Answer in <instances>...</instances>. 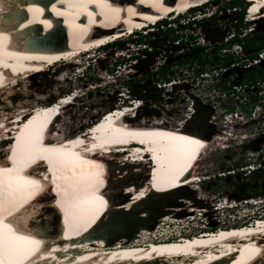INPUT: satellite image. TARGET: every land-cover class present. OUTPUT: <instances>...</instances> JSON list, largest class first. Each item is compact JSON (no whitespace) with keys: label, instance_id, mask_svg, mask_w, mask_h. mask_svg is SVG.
<instances>
[{"label":"bare ground","instance_id":"bare-ground-1","mask_svg":"<svg viewBox=\"0 0 264 264\" xmlns=\"http://www.w3.org/2000/svg\"><path fill=\"white\" fill-rule=\"evenodd\" d=\"M211 1L37 0L36 3L35 0H0V151L5 149L0 153V167H13V149L18 145V137L30 128L40 131L41 154L63 153L69 161L65 167L57 168L50 159H41L38 154L22 165V175L34 173L32 178H39L41 187L37 194L4 203L0 193V221L7 223L9 228L11 222L16 226L18 223L33 228L34 233L21 235L20 232L18 235L40 241L32 253L34 256L29 257L31 264H264V216L247 223L236 220L242 226L227 229H224L227 226H222L223 229L208 231L203 236L191 237L195 235L194 232L190 237L177 235L183 234L178 225H174L175 228L171 230L179 231L175 233L177 237L173 234L175 239L171 238L173 235L163 233L162 229L167 227L168 222H181L188 218L195 220L198 216L206 220H202L203 227L211 226L209 219L214 213L226 210L229 213L232 208L241 206L237 199L230 200L234 192L214 204L216 208L229 201L231 206H238L231 209L228 205L225 206L227 209L224 206L212 209L214 205L197 197L196 187L202 177L193 173L198 171L196 167L206 156L208 140L215 134L211 130L215 110L203 105L198 95L184 90L187 101L191 103L189 118L174 129L163 125L166 121L160 119L162 123L154 122L155 119L151 122L153 124L140 123L138 113L160 110L157 105L145 102L148 99L143 95H147L148 91H141L144 92L142 98H138L140 92L131 89L129 94L132 99L120 104V97L117 96L116 110L108 113L106 120V116H103L87 128L88 131L77 132L73 137L62 135L58 123L64 110L76 108L79 90L71 92L65 100L57 99L55 105L51 106H41V101L33 105L27 103L30 98V86L27 87V83L34 77L50 73L60 65L64 66L63 72L70 65L83 70L89 65L92 56L107 46H114L134 36L157 32V28L164 24L173 26L178 19L172 20L168 16L182 15L192 7L200 11ZM247 1L255 2L247 11L250 17H247L246 23L252 24L263 19L264 0ZM128 18L133 19V22L128 24ZM211 25L213 23L207 24L206 30L209 32ZM102 27L103 34L100 32L99 35L97 32ZM53 28L55 30L50 31ZM35 29L42 32V38L52 34L49 39H55L61 30L66 32V45L57 46L58 43H55L44 48L33 37ZM216 31L223 34L221 29ZM156 43L165 44L161 40ZM130 44L135 46L133 42ZM124 51L129 52L128 49ZM122 52L121 49L118 57L123 56ZM144 62L147 61H141V65ZM136 66L140 68L139 63L132 62L127 74L134 75L131 69ZM162 67L160 65L158 70ZM120 68L117 66V69ZM157 83L168 82L156 81L153 90H164L165 94L171 93L173 96L187 89L184 88L186 84H173L170 92L166 90L169 86L157 88ZM18 99L26 101L17 103ZM130 120L134 122L126 123ZM228 120L227 128H232L237 122L234 116ZM165 134H172L177 139ZM179 137H186L187 140H180ZM161 145H173L179 151L169 155L160 150ZM106 171H116L112 173L110 189L105 188ZM64 176L73 180L83 176L91 182V199L82 201L75 215L61 203L72 198L71 195L66 197L63 191L69 183L63 179ZM3 179V173H0V180ZM240 188H245V185ZM183 190L189 191V200L201 205L200 209L184 211L179 199L176 203L178 208L170 207L177 206L175 203L166 204L161 200L166 194L173 195ZM49 191L53 204L48 205L46 198L36 203L40 196ZM256 201L249 199L244 203L255 207ZM163 204L169 208L163 207ZM253 210L244 216L252 217ZM246 212L244 210V214ZM254 216H260V212ZM3 231V223H0V233ZM178 237L180 240H176ZM257 248L260 251H254ZM0 263L8 264L2 254ZM23 264H28V260L23 261Z\"/></svg>","mask_w":264,"mask_h":264},{"label":"rangeland","instance_id":"rangeland-1","mask_svg":"<svg viewBox=\"0 0 264 264\" xmlns=\"http://www.w3.org/2000/svg\"><path fill=\"white\" fill-rule=\"evenodd\" d=\"M235 1L236 0L212 1L208 6L201 7L202 9L200 11L197 13L195 12L196 14L192 12V14L187 15V20H178L173 26L164 24L162 27L159 26L157 28V32H150L148 35L134 36L129 40L124 39L121 41L124 43L107 46L96 56L94 54L89 62L90 66L88 65L87 67H84L83 70L82 68H80L81 70H77V67L70 65L69 67H65L66 69L64 68L63 72L62 67L64 66L60 65L50 73L36 76L27 83V87L30 86V98L27 100V103L32 105L41 101L43 103L41 106H51L57 99H64L67 95H70L71 92L80 90V97H78V100L76 101V108L64 110L63 116L58 123V128L60 130L62 129V135L66 137H73L77 132L85 133L88 131L87 128L101 120L104 115L116 110V97H120L118 98L120 104L127 99H130L132 96L131 94H128L129 89L130 91L131 89H136L139 92L143 90L148 91V96L146 97L148 100L145 102H149L150 105H157L159 107L160 111L154 110L155 112L150 114L147 112L138 113L139 117L137 119L143 124H153L151 123L153 119H155L154 122L157 120V122H159V119H165L166 123H162L163 125L165 124L168 128L177 129L179 123L187 121L189 118V107L191 103L187 101V95L184 93V90H187L192 94L194 93V95L198 94L197 97L202 101L203 105L214 108L215 115H213V129L211 130H214L215 134L211 135V138L208 140L206 156L200 161L199 167H196V170L198 171H194L193 173L199 174L200 177H209V181L207 183H200L196 187L197 197L214 205L220 203L222 201L221 198L234 192L235 194L230 197V200H232V198L237 199L238 203H240L239 206H241L238 207V209H231L232 206L229 201H226L225 204L219 205L224 207L228 205L227 207L231 209V212L229 211L228 213L226 210L225 212L221 211L214 213V216H211L209 219L211 220L209 221L211 226L207 227H203V221L206 220L201 216H198L199 219L198 217H195V220L188 218V220H182L181 222H168L167 227L162 229L164 230L163 233H168V235H176V230L171 232V230L173 231L175 228L174 225H178L179 228L182 229L179 231H183V234L181 233L177 235H183L184 237H190L192 232H194L195 235L191 237L196 235L203 236V234L208 231L215 232L219 229H223L222 226H227L224 229L242 226L240 225L241 222L247 223L252 221V219H250L251 217L243 219L238 223L236 222L237 219L235 221H229L228 219L230 218L229 216L233 217L232 215H234L236 211L240 212V210L243 209L247 211L244 215L251 214L250 210L253 208L254 211H256V214L260 212V215L263 214L264 216V170L255 172L251 178L249 177V179L243 177V183H234V179L229 178V176L218 177V174L226 173V171L237 167V164L240 161L242 165L247 150L254 151L256 148L255 144L257 139L254 137L257 136L259 137V140L264 141V116L262 115L261 117L260 113V116L255 119L249 117L244 118L245 124L238 120L232 128L225 127L222 123L223 116H221V114L225 115L229 112L246 111V106L244 105L233 106V103H235V97H239V99L243 98L242 96L244 92H241L242 96L232 92L235 88L239 89L240 78H236L235 73L225 75V78H222L228 80L224 81L222 85L216 87L210 85V79L202 80L199 78L200 72L211 73V71L219 67V64L223 63V53L229 54L227 57H235V53L238 54L240 48L241 50L243 49L242 47H236V43L232 40L233 34L239 33L238 36L241 40V45H259L264 42V18L252 24H247L246 21H248V18L246 21L242 20L244 17L243 2L241 4ZM212 14L214 15L212 16ZM202 15H205V17H202ZM197 17H202V20ZM175 18L176 16L172 20ZM195 19L198 21H195ZM126 20L129 22L128 24L133 22V19L131 18ZM209 22L213 23V25H211L212 28H210V32L212 33L206 30ZM240 25H242V27H240ZM215 28L221 29L223 34H220V31L217 33ZM103 31L104 28L102 27L97 33L101 35L100 32L102 33ZM59 35L54 39L57 40V46L62 44V42L59 43V41H61V33ZM65 35L67 37L66 32H64V37ZM158 40L163 41L165 44L156 45ZM130 42H133L132 45L135 46H131ZM172 45L174 47H171ZM176 46L179 47L176 48ZM196 47H202L205 50H202L201 58L195 60L192 58L191 51ZM147 48L148 50H146ZM121 49L123 50V56L118 57V53L121 52ZM126 49H128L130 53L125 52L124 50ZM152 50H155L156 52L154 53ZM247 51L250 52L251 50ZM131 57L133 58L131 59ZM137 57L140 58V60H135ZM215 57L219 59L216 64L213 62ZM130 59L132 61L134 60L135 64L139 63L140 68H137L136 66L131 69L135 72L134 75L127 74V70L133 66L129 67L132 63L129 61ZM144 60L147 62H144L141 65L140 62ZM160 65L163 66L162 68L166 66L167 72H173L171 79H175L177 85L186 84V87L184 88L187 89H183L178 94H174V96L173 94L171 95V93L165 94L166 91L163 92L164 90H153L155 88L154 84L157 79H159V76L152 73L153 71H157ZM117 66H120V69L123 70L116 72ZM61 70L62 72L58 73ZM126 86H128L129 89L125 90L124 88ZM262 86L264 89V85H260L256 91H261ZM166 90H170L171 92V87ZM142 93L144 92L138 94L140 95L138 98H142ZM224 93H227V97L231 101L230 104L227 102L228 100L220 101L218 99H223ZM255 93V90H253L248 94L250 105H247V108L252 105L251 100ZM133 94H135V92H133ZM151 95H155V101H152L154 98H152ZM161 95H163V98ZM215 96L217 97L215 101L216 103L211 101V98ZM18 101L24 103L26 99H18L17 103ZM143 110L144 109H142V112ZM201 118L204 120L203 117ZM133 122L130 120L126 123L132 124ZM242 136H246L249 140H242ZM241 142L244 144L239 145ZM244 147H246L247 150ZM0 153L2 152L0 151ZM105 173V176L107 177V185L102 186L110 189L112 186V173L114 174L116 171L110 173L106 171ZM237 175L239 176V174ZM235 177L236 176H234V178ZM113 181H115V179H113ZM241 185H245L242 192L240 191L241 188L239 189ZM50 193L51 191L47 192L45 195L41 194L42 196H40L36 203H39L46 198L48 205H50L52 203ZM190 198L191 195L189 191L183 190L179 193L176 192V194L173 195L166 194L161 200L166 204L175 203V205H177V199H179L183 204L181 205L183 210L191 211L193 208L200 209L201 205L198 206L196 203H192L193 201L189 200ZM249 199H257V201H261L262 203H257V206L255 207L250 204L246 205L244 202ZM166 204H163V207L169 208ZM170 207L178 208L179 206ZM218 207L215 208L214 205L212 209H218ZM200 212L201 211H199V213ZM237 214L238 212H236L235 215ZM222 220L226 224H224V222L220 223ZM219 225L220 227H218ZM168 226L171 228H168ZM197 227L199 229L195 232ZM174 235L171 237L172 239H175ZM179 238L180 237L176 240H180Z\"/></svg>","mask_w":264,"mask_h":264},{"label":"snow or ice","instance_id":"snow-or-ice-1","mask_svg":"<svg viewBox=\"0 0 264 264\" xmlns=\"http://www.w3.org/2000/svg\"><path fill=\"white\" fill-rule=\"evenodd\" d=\"M172 139V134H165ZM40 131L38 128H30L27 132L18 137V145L13 149L12 163L13 167H0V173H3L4 179L0 180V193L3 195L4 203H11L18 197L30 198L37 194L41 187L39 178L33 179L34 173H28L27 176L22 175L23 167L27 161L34 159L36 155H40L41 159H50L57 167H65L69 161L63 153H50L45 156L40 153L39 149ZM180 140H187L186 137H179ZM160 150L171 155L179 151L173 145H161ZM75 175V173L73 174ZM47 179V177H45ZM64 180L68 181L67 187L63 189L65 196L71 195V199L63 200L62 206L70 211L73 215L79 211V205L82 201L91 199V182L87 178L81 176L73 180L71 177L64 176ZM3 223L4 231L0 233V254L7 258L8 264H23V261L29 257L38 247L40 241L33 240L29 237L15 235L9 228L7 223ZM254 251H260L258 248Z\"/></svg>","mask_w":264,"mask_h":264},{"label":"built area","instance_id":"built-area-1","mask_svg":"<svg viewBox=\"0 0 264 264\" xmlns=\"http://www.w3.org/2000/svg\"><path fill=\"white\" fill-rule=\"evenodd\" d=\"M240 48V47H238ZM245 50H239V53H235V57L234 56H228L231 57L233 59V63L230 64L229 66L225 65V60L227 59V53H223L222 56V60L224 59V61H222V64H219V67L217 69H214L213 71H211V73H202L200 72L199 74V78H201L202 80H208L210 79V85L213 86H218V85H222V83L228 79H223L222 77L225 78V75L231 74V73H235V77L236 78H240V86L239 89L235 88L232 92L233 93H237L238 95L242 96L241 92H244L243 94V98L239 99V97H235V103H233V106H241L244 105L245 107V112L244 111H240V112H229L225 115L221 114V116H223L222 119V123L225 127H227V123L229 122L228 118L229 117H233L234 116V121L238 120L240 122H245L244 118L249 117V118H257L260 116L261 113V117L262 115L264 116V89L263 86L261 87L262 90L261 91H256L258 90V86L260 85H264V78L262 79L261 77H256V83L253 84H246L245 83V79H244V75L248 72L254 71L257 68H263L264 67V49H253L252 52H247ZM219 60V59H218ZM218 66V65H217ZM166 66H164V68L166 70ZM122 69H117V71H121ZM160 70H158L155 74L157 75V73ZM171 72H167V77L169 78L168 83H157V88L159 86L162 85H167V86H171L173 84H176L177 82L175 81V79H171L172 74H170ZM210 75V76H209ZM158 76V75H157ZM118 78V76H117ZM166 87V86H165ZM125 90H127L128 88L125 87ZM253 90H255V94L253 96V99L251 100V106L249 108H247V105H250V98H249V93L252 92ZM130 91V90H129ZM141 92V91H140ZM232 93V94H233ZM129 94V92H128ZM194 95V93H193ZM198 94H195V96H197ZM216 96L211 98V101L216 103ZM220 101H227L229 104L231 103V101L229 100V98L227 97V93H224V98L220 99L218 98ZM124 102H122L121 104H123ZM118 107V106H116ZM220 111V110H219ZM158 121V120H157ZM160 121H165V119H160ZM236 122V123H237ZM162 123V122H159ZM235 123V124H236ZM245 124V123H244ZM258 130V129H257ZM253 134V133H252ZM260 136V135H259ZM243 137V136H242ZM246 137V136H244ZM255 139H257L256 142V148L254 149V151H250L247 150L246 155L243 158V163L240 166L235 167L234 169H231L229 171H226V173H220L218 174V177H226L229 176V178H233L234 179V183H238V182H244L243 181V177L245 179H249V177L251 178L252 175L255 172L258 171H263L264 170V141L259 140V137H254ZM263 138H264V134H263ZM242 140H249V138L247 139H242ZM244 143H239V145H242ZM238 145V146H239ZM244 146V145H243ZM241 163V161H240ZM239 174V176L237 175ZM234 176L236 177L234 178ZM202 179L205 180H209V177H202Z\"/></svg>","mask_w":264,"mask_h":264},{"label":"trees","instance_id":"trees-1","mask_svg":"<svg viewBox=\"0 0 264 264\" xmlns=\"http://www.w3.org/2000/svg\"><path fill=\"white\" fill-rule=\"evenodd\" d=\"M235 2L241 3L242 4V0H236ZM240 27H242V25H240ZM171 31V30H170ZM169 32V31H168ZM238 32V30H237ZM235 43L241 44V40L239 39L238 36H236L233 40ZM124 42H119L117 44H121ZM242 48L244 50H253V49H264V42L260 43L259 45L256 44H242ZM202 50H205L202 47H196L195 49H193L191 51L192 54V58L193 59H200L201 57V53L203 52ZM218 58L215 57V64L217 62ZM233 63V59L231 57H227V59L225 60V65L229 66L230 64ZM170 74H173V72H171ZM157 75L159 76V79H157V81H163V82H168L169 78L167 77V71L165 69H160V71L157 73ZM256 77H261L262 79L264 78V67L263 68H257L254 71L248 72L244 75V79H245V83L246 84H253L256 83Z\"/></svg>","mask_w":264,"mask_h":264},{"label":"water","instance_id":"water-1","mask_svg":"<svg viewBox=\"0 0 264 264\" xmlns=\"http://www.w3.org/2000/svg\"><path fill=\"white\" fill-rule=\"evenodd\" d=\"M53 0H51V2H52ZM46 4V3H45ZM55 30V29H54ZM50 31H53V30H50ZM34 33H35V36H33L37 41H39V42H41L42 43V45H43V47L44 48H47V47H49V46H54L55 45V43H56V41L57 40H54L53 38H48V37H50L51 35H49V36H44V38H42L43 37V35L41 34L42 32L41 31H39V30H34L33 31ZM59 37H60V35H59ZM59 39V38H58ZM62 42V44L63 45H66V40L64 39V32L61 30V41H59V43H61ZM41 45V46H42ZM179 47V46H178ZM176 48H177V46H176ZM248 52V51H247ZM252 52V50L250 51V53ZM148 95H143V97H147ZM146 110V109H145ZM154 111H147V113L148 114H150V113H153ZM205 120V119H204ZM244 190V188H241L240 189V191L242 192Z\"/></svg>","mask_w":264,"mask_h":264},{"label":"clouds","instance_id":"clouds-1","mask_svg":"<svg viewBox=\"0 0 264 264\" xmlns=\"http://www.w3.org/2000/svg\"><path fill=\"white\" fill-rule=\"evenodd\" d=\"M243 9H244V17H243V21H245L246 19H247V17H249V15H248V13L245 11V7H246V5H245V3H243ZM214 15V14H213ZM212 15V16H213ZM202 20V19H201ZM249 22H250V20H249ZM253 23V22H252ZM246 32V31H245ZM239 35V33H237V34H233V37H232V40H234V38L236 37V36H238ZM245 35V34H244ZM239 37V36H238ZM236 47H242V45L240 44H238V43H236ZM246 51V50H245ZM200 181H201V183H207L209 180H205V179H200ZM257 200V199H256Z\"/></svg>","mask_w":264,"mask_h":264},{"label":"flooded vegetation","instance_id":"flooded-vegetation-1","mask_svg":"<svg viewBox=\"0 0 264 264\" xmlns=\"http://www.w3.org/2000/svg\"><path fill=\"white\" fill-rule=\"evenodd\" d=\"M146 50H148V49H146ZM146 50H145V51H146ZM153 52L155 53L156 51L153 50ZM142 53H143V52H142ZM139 57H140V56H139ZM132 58H133V57H131V59H132ZM131 59H130L129 61L134 62V60L132 61ZM135 60H140V58L137 57V59H135ZM214 61H215V58L213 59V62H214ZM68 96H69V95H68ZM66 98H67V96H66L63 100H65ZM61 99H62V98H61ZM57 103H58V102H57ZM52 105H55V104H52ZM141 112H142V111H141ZM104 116H106V117H105V120H106L107 117L109 116V114H106V115H104ZM144 124H145V123H144ZM144 124H143V125H144ZM95 128H96V127H94V129H95ZM240 164H241V163L239 162V163L237 164V166H239Z\"/></svg>","mask_w":264,"mask_h":264}]
</instances>
